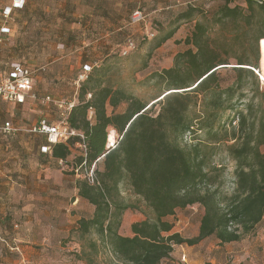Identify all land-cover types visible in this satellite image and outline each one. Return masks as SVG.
<instances>
[{
	"label": "trees",
	"instance_id": "trees-1",
	"mask_svg": "<svg viewBox=\"0 0 264 264\" xmlns=\"http://www.w3.org/2000/svg\"><path fill=\"white\" fill-rule=\"evenodd\" d=\"M13 1L5 7L10 10L8 16L24 8L25 0L20 8ZM194 12L189 6L178 20L191 19ZM216 26H230L232 36L217 42L211 36ZM174 33L175 29L165 33L155 47ZM263 39L264 0H246L245 7L230 6L226 1L211 17L194 22L183 40L186 49L174 55L171 67L148 76L163 91L150 103L113 87L107 76L111 66L105 62L92 69L84 65L91 72L80 83L66 123L83 136L85 151L77 146L80 138L73 136L52 145L50 154H41L71 165L73 178L81 171L74 180L76 196L93 207L90 217L76 222L81 237L94 232L118 264H161L174 245L194 246L206 238L219 244L234 243L255 230L264 217V91L256 74L258 43ZM224 70L233 75L227 86L221 83ZM246 91L251 95L240 109ZM122 104L124 111L116 112ZM156 106L159 108L153 112ZM192 108L198 109L194 116L190 115ZM228 111L235 116L220 127H230L220 137L218 123ZM201 130L208 135L207 144L209 140L225 142L235 163V188L229 195L212 189L222 170L209 167L211 152L206 151V144L199 142L188 149L180 146L187 133ZM110 131H114L116 144L106 149ZM92 165L95 184L84 177ZM124 181L151 211V217L131 224L132 236L118 232L122 214L133 207L120 198L119 185ZM187 207L202 210L198 235L193 238L172 233L173 225L167 221Z\"/></svg>",
	"mask_w": 264,
	"mask_h": 264
},
{
	"label": "rangeland",
	"instance_id": "rangeland-1",
	"mask_svg": "<svg viewBox=\"0 0 264 264\" xmlns=\"http://www.w3.org/2000/svg\"><path fill=\"white\" fill-rule=\"evenodd\" d=\"M226 1L230 6L245 7L246 0H25L24 8L13 11V16H8L9 9L5 8L12 0H0V28L10 30L0 36V68L11 61L26 64L34 71L36 97L40 100L49 96L57 101L77 98L82 82L79 75L85 64L92 69L105 62L111 66L107 76L113 87L150 103L163 91L148 76L171 67L174 55L186 49L183 40L190 34L194 22L202 20V16L211 17ZM189 6L195 8L194 16L178 20ZM135 9H140L145 19L142 24L132 26L128 18ZM173 29V37L155 47L156 41ZM147 31L153 37L147 38ZM211 36L217 42L227 41L232 36L231 27L216 26ZM128 39L134 42L135 49L121 56L119 50ZM259 43L258 68L264 80ZM234 48L238 49V43ZM110 55L115 59L106 61ZM230 63L235 64L232 60ZM221 75L222 86L232 83L230 71H221ZM260 86L264 91V81ZM246 92L240 109L251 95L250 91ZM39 100L24 107L0 105V122L12 120L19 129L9 139L0 136V264H118L94 232L81 237L74 229L77 218L89 216L93 207L80 198L72 205L77 193L74 180L80 178L81 171L73 178L71 165L38 153L42 140L27 130L42 119L50 123L60 120L52 103L43 105ZM124 109L122 104L116 112ZM197 111L192 108L190 115L194 116ZM233 116V111L221 116L216 134L222 137L224 130H230L227 125L225 129L220 127ZM207 140L204 130L187 133L180 146L188 149L199 142L206 144V151L211 152L207 160L209 167L222 170L212 189L218 188L222 194L229 195L235 188V163L225 150V142L215 144L209 140L207 144ZM261 151L264 153V146ZM23 170L32 171L31 180L20 179ZM51 174L63 176L61 186L46 178ZM24 183L28 185L26 188L18 186ZM119 191L121 200L133 207L122 214L118 232L131 236V224L151 217V211L132 193L126 181L119 185ZM199 210L187 207L168 217L167 221L173 225L171 232L186 237L189 231L191 235ZM251 239L249 234L239 244L224 245L231 258L221 260L216 256L214 264H264L262 251L254 248ZM205 243L204 248L217 244L214 238ZM236 257L238 262L233 261ZM205 264L213 263L206 261Z\"/></svg>",
	"mask_w": 264,
	"mask_h": 264
},
{
	"label": "built area",
	"instance_id": "built-area-1",
	"mask_svg": "<svg viewBox=\"0 0 264 264\" xmlns=\"http://www.w3.org/2000/svg\"><path fill=\"white\" fill-rule=\"evenodd\" d=\"M23 4L22 0H14L13 6L20 8ZM10 11V10H9ZM145 15L140 10H135L129 19V24L132 26L140 25L144 22ZM8 30L5 28H0V33H7ZM147 38L153 37L149 31L146 32ZM135 49V44L131 39H128L126 44L121 48L120 55L127 56L131 51ZM90 68L84 66L79 75V80L83 81L87 78V73ZM259 77L260 84L263 83V78ZM34 71L27 66H23L19 62H13L9 65V71L6 74H0V102L13 105V106H23L27 101L32 103L38 101L34 91ZM89 97V96H88ZM40 104L48 105L52 103L58 110L60 120L55 124H49L45 119L38 121L37 124L33 125L28 132L31 134H38L45 137L46 145L41 148L43 154H50L51 146L65 141L69 137L78 136L81 143L77 146L85 151V145L83 142V136L81 134L75 133L71 130L67 123L66 117L75 104V99L68 100H53L49 96L39 100ZM90 117L92 112L89 113ZM19 131L18 128L14 127L10 122H5L0 126V135L3 137L13 136ZM115 134L113 141L106 144V149H113L115 147ZM94 165L91 166L89 170L85 172L84 177L91 183H96V177L94 174Z\"/></svg>",
	"mask_w": 264,
	"mask_h": 264
},
{
	"label": "crops",
	"instance_id": "crops-1",
	"mask_svg": "<svg viewBox=\"0 0 264 264\" xmlns=\"http://www.w3.org/2000/svg\"><path fill=\"white\" fill-rule=\"evenodd\" d=\"M2 28H5V27H2ZM7 33H5V34H7ZM13 62L14 61H11V62L6 63L3 69L0 68V74H6L9 71V65L11 63H13ZM34 85H35V77H34ZM33 91H34V86H33ZM29 103H32V102L31 101H27L26 104L23 105V106H13V105H9V106H12V107H24V106L28 105ZM0 105H2V102H0ZM5 122H10L14 127H16L12 123V120H7ZM5 122H0V126L3 125ZM31 135H33V136H40V138L42 140L41 141L42 143L38 146V153L39 154H43L41 152V148L44 145V137L41 136V135H37V134H31ZM11 137L12 136H9V137H3L2 136V138H4V139H9ZM46 178L48 180H50V182H52V184L57 185V186H61L62 183L64 182V178L60 174L59 175H55V176H53V174H51V175L46 176ZM20 179H23L22 181H25L27 179L31 180L32 179V171H30V170L29 171H26V170L25 171L24 170L21 171L20 172ZM18 186H20L22 188H26L28 185H26L24 183V184L18 185ZM77 201H79V198L76 196V199L74 200V202L72 203V205L75 206V204L77 203ZM89 206H91V205H89ZM92 212H93V210H90L89 216H79L77 218V221L79 219H81V218H88V217H90L91 214H92ZM201 214H202V210L200 209L199 210V213H198V218H200ZM186 220L188 221V219H186ZM198 226H199V221L196 223V226L195 225L193 226V228H192L193 231H192L191 235H188V232L189 231H186V235H187L186 237H184L185 235L183 236L182 234H180V233L179 234L182 237H184V238H193V237H196L198 235ZM74 229H76V228H74ZM251 235H252V239L251 240L254 241V248L256 250H258V249L261 250L262 251V255L264 257V217H263V220L256 226L255 230L251 233ZM131 236H132V234H131ZM206 240H207V238L204 239V240H202L200 243H198L197 245H194V246L174 245L173 248H172V252H171L170 256L167 259H164L161 264H199L200 263L199 261L202 262L200 264H205L206 261H210L211 263L214 264L215 263L214 257H216V256H218V258L221 259V260L222 259L225 260L227 258H231L229 256V252H226L223 249L224 245L239 244V242L238 243L237 242H234V243H228V244H219V242L216 241L217 242L216 245L209 246L207 248H204L205 247V244H206L205 243ZM222 255H224V257ZM238 258L239 257H236L235 260H233V261H236L237 260L236 262H238Z\"/></svg>",
	"mask_w": 264,
	"mask_h": 264
},
{
	"label": "bare ground",
	"instance_id": "bare-ground-1",
	"mask_svg": "<svg viewBox=\"0 0 264 264\" xmlns=\"http://www.w3.org/2000/svg\"><path fill=\"white\" fill-rule=\"evenodd\" d=\"M260 53H261V57H260V65L262 70L264 71V39L260 41ZM113 137H114V131H111L109 136H107V143H111L113 141Z\"/></svg>",
	"mask_w": 264,
	"mask_h": 264
}]
</instances>
